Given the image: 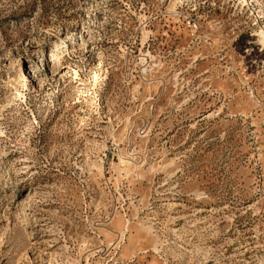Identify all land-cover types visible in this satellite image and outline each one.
Instances as JSON below:
<instances>
[{
	"label": "rangeland",
	"instance_id": "obj_1",
	"mask_svg": "<svg viewBox=\"0 0 264 264\" xmlns=\"http://www.w3.org/2000/svg\"><path fill=\"white\" fill-rule=\"evenodd\" d=\"M264 0H0V264H264Z\"/></svg>",
	"mask_w": 264,
	"mask_h": 264
},
{
	"label": "bare ground",
	"instance_id": "obj_2",
	"mask_svg": "<svg viewBox=\"0 0 264 264\" xmlns=\"http://www.w3.org/2000/svg\"><path fill=\"white\" fill-rule=\"evenodd\" d=\"M261 39L263 41L262 43L264 44V35L263 34L261 35Z\"/></svg>",
	"mask_w": 264,
	"mask_h": 264
}]
</instances>
